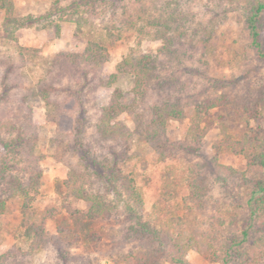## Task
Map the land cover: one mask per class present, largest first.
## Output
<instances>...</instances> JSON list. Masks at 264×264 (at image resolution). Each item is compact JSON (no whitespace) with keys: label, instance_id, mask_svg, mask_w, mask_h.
<instances>
[{"label":"rangeland","instance_id":"rangeland-1","mask_svg":"<svg viewBox=\"0 0 264 264\" xmlns=\"http://www.w3.org/2000/svg\"><path fill=\"white\" fill-rule=\"evenodd\" d=\"M73 1H80L79 13L94 21L106 39L109 61L101 73H95V69L77 71L56 60L61 50L65 53L84 50L88 37L79 32L75 22L55 19L61 23V33L57 37L55 30L48 27L52 22L37 18L39 21L33 26L13 27L11 35L14 37L7 38L3 27L5 11L0 8V122H9L14 127L10 132L0 127V167L7 156L11 174L28 178L39 167L41 187L35 206L53 214L47 220L50 242L42 252L30 255L28 243L19 229L20 201L11 200L7 213L1 218L0 260L5 259L6 264H113L112 256L117 257V252H129L142 243L156 251V259L161 264H176L172 262L171 242L151 240V234L142 240L138 237L132 241L126 239L132 236L129 227L137 224L128 207L135 205L123 196L121 181L113 175L119 171L132 175L143 193L144 219L150 223H164V218L172 212L189 217L182 227L176 222L172 224L174 233L188 234L191 227L213 231L219 221H228L232 215L231 204L235 201L232 187L239 184L238 180L237 183L224 182L219 177L223 170L217 164L239 170L248 167L244 156L221 144L224 131L240 135L245 129V117L241 114L231 116L225 108H214L200 140L187 134L189 117L172 120L167 138L177 144V150L172 158L163 162L135 135L129 140H106L99 136L96 124L101 107L106 103V98L97 89L102 80L100 74L107 73L108 76L115 72L123 55L136 46L134 30L129 29L127 21H138L147 9L148 14L155 17L157 26L171 15L175 16L185 30V36L182 44L177 45L178 51L172 60L162 57L166 69L161 72L160 79L171 82L174 79L170 90L154 86L148 90L144 105L172 99L178 94L183 101L190 100L194 104L222 94L242 100L264 92V59L250 46L245 25L247 0H67L62 6ZM13 2L14 17L18 19L40 17L52 8V0ZM107 27L119 36L113 44L109 41ZM261 38L264 46V13ZM17 43L39 49L38 57L32 63L22 62L16 50ZM163 45L161 40L144 39L139 50L158 53ZM42 82L52 84L51 98L59 105L58 114L35 95ZM117 84L128 90L133 86L134 78L129 73L120 74ZM51 111L57 121L47 119ZM119 119L130 130L134 128L128 114ZM222 120L227 122L225 130L220 127ZM249 125L255 130L262 128L260 133L264 136V120L259 123L251 119ZM33 138L36 157L27 154L28 145L19 147L11 157L1 141L4 139L17 146ZM40 155L38 162L36 158ZM72 169L80 172L81 183L87 189L116 204V214L112 217L114 224L98 225V229L103 227L115 232L117 237L113 242L104 238L99 245L78 243L65 248V242L56 238L58 223L69 217L68 203H64L57 193V184ZM196 173L208 178V207L191 214L185 203V182ZM116 176L119 178L120 175ZM255 176L254 171L248 174L250 179ZM2 186L0 183V194ZM71 202L72 208L86 211L89 207L83 201ZM185 257L189 264H223L216 261L211 252L191 250Z\"/></svg>","mask_w":264,"mask_h":264},{"label":"trees","instance_id":"trees-1","mask_svg":"<svg viewBox=\"0 0 264 264\" xmlns=\"http://www.w3.org/2000/svg\"><path fill=\"white\" fill-rule=\"evenodd\" d=\"M67 0H52V8L46 15L40 17L28 16L18 19L14 17L15 4L13 0H0V8L5 11L3 22L5 36L13 38L11 30L17 26L19 28L33 26L36 21L47 20L48 27L55 30L57 37L61 33V23L59 21L68 20L75 22L79 32L86 35L87 41L82 52L65 53L59 52L56 60L68 68L72 67L77 71L93 70L101 73L105 68L108 57V46L103 34L98 30V26L88 16L79 13L80 1H73L65 6L62 3ZM139 16L138 21L128 20L129 29L134 30L136 46L129 48L127 53L116 64L115 72L100 74L101 82L97 89L106 98V103L101 107V113L96 124L99 136L106 140H129L134 135L144 144L150 146L156 153L160 161H166L173 157L177 150V144L167 138L170 122L172 120H185L189 117L190 126L187 134L202 138V132L206 128V121L214 108H225L229 114H241L245 117V129L240 135L226 133L221 142L223 146L236 154L244 156L248 167L246 170H239L229 165L217 164L223 170L219 176L224 182L232 181L236 184L232 187L235 193V201L232 202V215L228 221H219L217 228L213 231L197 230L191 227L188 234L183 231L174 233L171 228L174 222L180 227L188 221V215H178L170 213L164 218V223H150L144 219V198L141 188L135 184L131 174H122L120 171L113 177L121 181L120 188L123 196L128 201L129 211L135 215L136 226H130L132 236L126 237L132 241L137 237L142 240L153 236L150 239L161 240L162 243L169 241L172 243V262L176 264H189L186 255L189 251L195 250L199 253H213L216 261L223 264H263L264 259V136L260 129L256 130L249 124L251 119L259 123L264 120V92L257 95L247 96L246 99L235 100L226 94L205 98L202 102L190 103V100L183 101L180 95L172 99L154 102L151 105H144V99L149 89L154 86L169 89L174 82L161 80L163 66L162 57L167 56L172 60L177 53V45L180 46L185 36V30L175 16H170L166 21L156 25L155 17L148 14ZM245 25L248 31L250 46L256 50L260 58L264 59V46L261 38V21L264 13V0H247L245 6ZM59 14V15H58ZM39 18V20H37ZM55 19L59 21L56 22ZM158 21V20H157ZM174 22V24H172ZM173 33H169V31ZM107 35L111 44L119 39V36L107 27ZM144 39L161 40L164 45L159 48L158 53L141 52L139 46ZM17 53L22 62L32 63L40 50L37 48L22 46L17 43ZM98 70L99 72H97ZM129 73L134 78L133 86L126 90L117 84L120 74ZM178 82V80H177ZM52 84L41 83L35 91V95L40 96L52 111H59V105L51 98ZM167 87V88H166ZM260 91V90H259ZM49 112L47 119L57 121V116ZM128 114L134 122V128L130 130L128 126L119 118ZM223 119V114L220 115ZM204 124V125H203ZM0 127L7 131H13L14 127L9 122H0ZM220 127L225 130L227 122L221 121ZM264 129V127H263ZM25 139V138H24ZM24 141L22 145L15 146L14 143L2 139V144L9 156L14 157V153L21 146H29L27 154L35 155V143ZM37 156L36 161L41 159ZM10 158V157H9ZM8 156L0 167V183L2 190L0 196V226L1 218L7 213L9 202L14 199L20 201V234L28 243V253L31 255L42 252L48 245L51 235L47 228V220L52 217L50 210H40L35 206L36 197L41 187V170L32 174L28 178H23L18 174L8 172ZM254 171L255 178L251 179L248 174ZM226 174L225 176H223ZM116 175H120L119 178ZM82 175L72 169L68 176L58 181L57 193L66 205L69 217L62 218L57 226V239L64 241L67 247L78 243L99 245L104 238L116 239L115 232L106 230L103 227L98 229V225L103 223H113L112 217L116 214L117 206L104 196L93 193L81 183ZM116 179V180H117ZM113 182L114 180H110ZM187 194L185 203L188 206V213H195L208 207V178L205 174L196 173L185 182ZM245 193V194H244ZM71 201H83L89 204L86 211L72 208ZM169 211V210H168ZM117 233V232H116ZM4 257V256H3ZM113 257V264H161L156 259V251L145 247L142 243L136 245L129 252H117V257ZM6 260H0V264H6Z\"/></svg>","mask_w":264,"mask_h":264}]
</instances>
